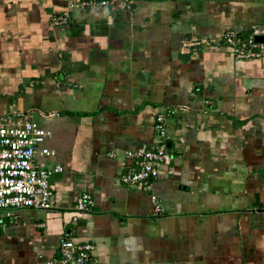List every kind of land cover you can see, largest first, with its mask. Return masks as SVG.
Returning <instances> with one entry per match:
<instances>
[{
  "label": "crops",
  "instance_id": "crops-1",
  "mask_svg": "<svg viewBox=\"0 0 264 264\" xmlns=\"http://www.w3.org/2000/svg\"><path fill=\"white\" fill-rule=\"evenodd\" d=\"M71 1L0 0V115L49 130L55 156L37 162L63 168L53 209L0 227V264L59 259L65 235L99 264H264V57L235 60L222 41L264 28V0H137L53 25ZM167 107H184L167 123L169 173L151 191L121 184L123 153L154 146Z\"/></svg>",
  "mask_w": 264,
  "mask_h": 264
},
{
  "label": "built area",
  "instance_id": "built-area-1",
  "mask_svg": "<svg viewBox=\"0 0 264 264\" xmlns=\"http://www.w3.org/2000/svg\"><path fill=\"white\" fill-rule=\"evenodd\" d=\"M132 11L137 0H72L67 9L52 18L55 26L67 24L69 11H84L99 7L114 6ZM264 33V28L254 26L246 37L228 30L222 41L229 48L232 57L239 61H251L264 57V43L255 37ZM184 107H167L160 111L154 122L156 140L153 147L142 152L125 151L123 156L129 164L119 176L121 184L151 191L152 184L165 172L172 160L168 150V120ZM52 137L49 130L37 122L27 119L21 112L0 115V227L6 221L16 220L15 211L33 209L49 211L53 209L54 192L50 178L63 171L60 165L46 167L37 162V157H54L55 152L42 147L45 140ZM110 157L115 154L110 152ZM154 215L162 214L161 203L156 195L150 194ZM94 201L89 193L76 198L74 211L85 214L91 211ZM94 247L87 242H77L65 235L59 244L60 257L45 264H99L93 255Z\"/></svg>",
  "mask_w": 264,
  "mask_h": 264
},
{
  "label": "water",
  "instance_id": "water-1",
  "mask_svg": "<svg viewBox=\"0 0 264 264\" xmlns=\"http://www.w3.org/2000/svg\"><path fill=\"white\" fill-rule=\"evenodd\" d=\"M117 6H118L117 2H114V7H117Z\"/></svg>",
  "mask_w": 264,
  "mask_h": 264
}]
</instances>
